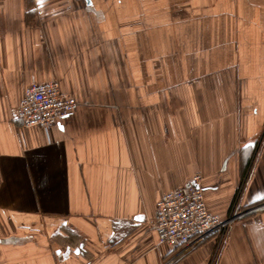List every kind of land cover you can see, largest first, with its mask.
Returning <instances> with one entry per match:
<instances>
[{"label": "crops", "instance_id": "obj_1", "mask_svg": "<svg viewBox=\"0 0 264 264\" xmlns=\"http://www.w3.org/2000/svg\"><path fill=\"white\" fill-rule=\"evenodd\" d=\"M78 109L15 117L30 81ZM264 201V0H0V264H158L165 192ZM174 264H264V215Z\"/></svg>", "mask_w": 264, "mask_h": 264}, {"label": "built area", "instance_id": "obj_2", "mask_svg": "<svg viewBox=\"0 0 264 264\" xmlns=\"http://www.w3.org/2000/svg\"><path fill=\"white\" fill-rule=\"evenodd\" d=\"M78 107L79 101L64 91L59 81L32 79L15 109V117L26 127L48 130ZM202 179L197 173L189 183L165 192L158 200L155 229L160 242L171 247L170 255L158 264H174L210 237L222 242L229 226L246 215H264V201L228 217L211 212Z\"/></svg>", "mask_w": 264, "mask_h": 264}, {"label": "rangeland", "instance_id": "obj_3", "mask_svg": "<svg viewBox=\"0 0 264 264\" xmlns=\"http://www.w3.org/2000/svg\"><path fill=\"white\" fill-rule=\"evenodd\" d=\"M232 213H234V212H232Z\"/></svg>", "mask_w": 264, "mask_h": 264}]
</instances>
